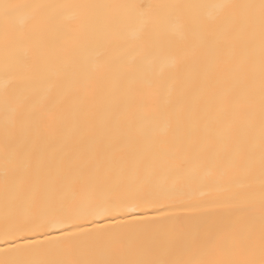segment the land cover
Segmentation results:
<instances>
[{"label": "snow or ice", "instance_id": "obj_1", "mask_svg": "<svg viewBox=\"0 0 264 264\" xmlns=\"http://www.w3.org/2000/svg\"><path fill=\"white\" fill-rule=\"evenodd\" d=\"M0 264H264V0H0Z\"/></svg>", "mask_w": 264, "mask_h": 264}, {"label": "bare ground", "instance_id": "obj_2", "mask_svg": "<svg viewBox=\"0 0 264 264\" xmlns=\"http://www.w3.org/2000/svg\"><path fill=\"white\" fill-rule=\"evenodd\" d=\"M62 2H71V0H62ZM137 2H143V3H159V2H163V0H137Z\"/></svg>", "mask_w": 264, "mask_h": 264}]
</instances>
